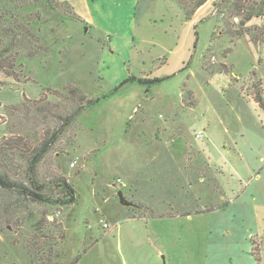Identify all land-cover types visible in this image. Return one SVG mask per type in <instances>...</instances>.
<instances>
[{"label": "rangeland", "instance_id": "obj_1", "mask_svg": "<svg viewBox=\"0 0 264 264\" xmlns=\"http://www.w3.org/2000/svg\"><path fill=\"white\" fill-rule=\"evenodd\" d=\"M184 2L79 3L84 22L51 18L35 57L0 72V150L33 153L76 111L66 88L97 102L40 163L45 194L65 178L73 204L0 187V264H264V0H208L190 20ZM131 75L148 82L114 92Z\"/></svg>", "mask_w": 264, "mask_h": 264}, {"label": "trees", "instance_id": "obj_2", "mask_svg": "<svg viewBox=\"0 0 264 264\" xmlns=\"http://www.w3.org/2000/svg\"><path fill=\"white\" fill-rule=\"evenodd\" d=\"M182 2V1H181ZM208 0H196V2L187 7V0L184 2L183 7L187 11V20H190L194 14L201 9ZM71 18L77 21H82L81 16L76 12L73 5L68 1L61 0H0V72H5L7 69H13L21 58H24L23 54L26 52L29 58L35 57L38 53V49L41 46L38 44L42 42L41 37L38 35L41 27L45 26L51 18ZM237 37H241V32H236ZM234 33V35H236ZM198 37V33H196ZM161 80L150 81L160 82ZM138 82L144 84L147 79L137 78L133 75L129 76L126 80L116 86L114 92L120 91L123 87L130 83ZM69 94L73 96V100L77 103L76 111L63 117L62 124L60 127L52 133L48 138H41L38 140L39 146L33 149L31 153L30 146L28 149L25 148L27 145L25 142L15 141L12 149L3 148L0 150V156L5 157L9 151L20 152V155L27 161V176L25 180L17 179L12 177L9 171H6L2 167L0 161V187L15 191L20 198H26V201L37 204H57V205H68L73 204L76 200V192L74 188L69 184L67 179L58 178V181L52 182L53 184L60 183V188H63L62 194L58 198L46 195L45 190L48 189L47 182L42 178L40 172V163L47 156L52 146L56 144L61 136L64 128L70 127L77 116L86 107L92 106L96 101H87L85 96L80 95L78 90L75 88H66ZM86 101V102H84ZM258 104L263 107L264 105L261 99ZM28 147V145H27ZM16 154V153H15ZM62 195V197H61ZM37 239L30 240L26 243L27 248H34L35 250L44 251L43 247L38 246ZM43 257L39 258L41 264H52L45 259V251ZM50 254V252H49ZM38 260V259H37ZM79 256L73 261L66 264H77ZM36 261L34 260L33 263Z\"/></svg>", "mask_w": 264, "mask_h": 264}, {"label": "crops", "instance_id": "obj_3", "mask_svg": "<svg viewBox=\"0 0 264 264\" xmlns=\"http://www.w3.org/2000/svg\"><path fill=\"white\" fill-rule=\"evenodd\" d=\"M63 1H68V2H70L72 5H73V7L75 8V10L77 11V12H79L80 14H82V11H81V8L79 7V3H82V5L85 7V8H90L89 7V0H63ZM138 2V1H137ZM200 14V11H198L194 16H198ZM193 16V17H194ZM136 19H137V13H136V18L134 19V24H133V29H135L136 30V27H137V23H136ZM95 28V27H94ZM98 29V28H97ZM99 30V29H98ZM188 34H189V38H191L192 37V32L189 30V32H188ZM105 79V78H104ZM106 80V79H105Z\"/></svg>", "mask_w": 264, "mask_h": 264}, {"label": "water", "instance_id": "obj_4", "mask_svg": "<svg viewBox=\"0 0 264 264\" xmlns=\"http://www.w3.org/2000/svg\"><path fill=\"white\" fill-rule=\"evenodd\" d=\"M118 196L120 198V202L121 204L125 205V206H133V203L128 201L125 196H124V193L122 190H119L118 191Z\"/></svg>", "mask_w": 264, "mask_h": 264}, {"label": "built area", "instance_id": "obj_5", "mask_svg": "<svg viewBox=\"0 0 264 264\" xmlns=\"http://www.w3.org/2000/svg\"><path fill=\"white\" fill-rule=\"evenodd\" d=\"M200 136H201V134L198 135L199 138H200ZM106 227H108V226L106 225Z\"/></svg>", "mask_w": 264, "mask_h": 264}]
</instances>
